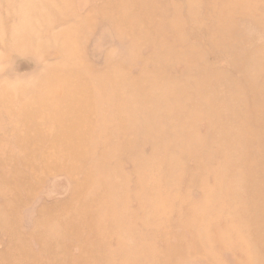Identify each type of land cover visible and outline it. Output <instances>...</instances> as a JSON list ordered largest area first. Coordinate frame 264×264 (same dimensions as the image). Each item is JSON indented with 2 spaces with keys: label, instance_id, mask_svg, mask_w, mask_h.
I'll use <instances>...</instances> for the list:
<instances>
[{
  "label": "rangeland",
  "instance_id": "obj_1",
  "mask_svg": "<svg viewBox=\"0 0 264 264\" xmlns=\"http://www.w3.org/2000/svg\"><path fill=\"white\" fill-rule=\"evenodd\" d=\"M0 264H264V0H0Z\"/></svg>",
  "mask_w": 264,
  "mask_h": 264
}]
</instances>
